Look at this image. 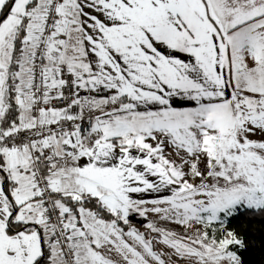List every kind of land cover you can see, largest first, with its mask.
Masks as SVG:
<instances>
[{"label":"snow or ice","instance_id":"1","mask_svg":"<svg viewBox=\"0 0 264 264\" xmlns=\"http://www.w3.org/2000/svg\"><path fill=\"white\" fill-rule=\"evenodd\" d=\"M0 264H264V0H0Z\"/></svg>","mask_w":264,"mask_h":264}]
</instances>
